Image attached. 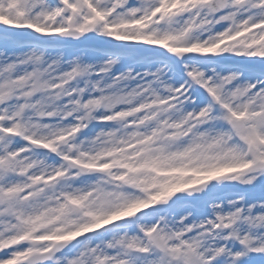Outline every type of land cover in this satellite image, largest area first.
<instances>
[{
	"label": "snow or ice",
	"instance_id": "snow-or-ice-1",
	"mask_svg": "<svg viewBox=\"0 0 264 264\" xmlns=\"http://www.w3.org/2000/svg\"><path fill=\"white\" fill-rule=\"evenodd\" d=\"M0 264H264V0H0Z\"/></svg>",
	"mask_w": 264,
	"mask_h": 264
}]
</instances>
